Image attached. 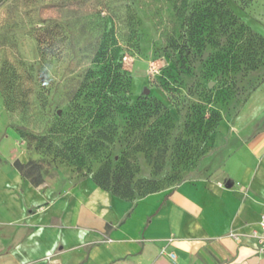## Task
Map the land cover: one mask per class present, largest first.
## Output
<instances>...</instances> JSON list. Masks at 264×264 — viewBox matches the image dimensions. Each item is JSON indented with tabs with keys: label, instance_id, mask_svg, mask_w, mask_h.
I'll return each instance as SVG.
<instances>
[{
	"label": "rangeland",
	"instance_id": "obj_1",
	"mask_svg": "<svg viewBox=\"0 0 264 264\" xmlns=\"http://www.w3.org/2000/svg\"><path fill=\"white\" fill-rule=\"evenodd\" d=\"M220 1L0 0V162L130 199L218 177L264 124V0Z\"/></svg>",
	"mask_w": 264,
	"mask_h": 264
},
{
	"label": "crops",
	"instance_id": "obj_2",
	"mask_svg": "<svg viewBox=\"0 0 264 264\" xmlns=\"http://www.w3.org/2000/svg\"><path fill=\"white\" fill-rule=\"evenodd\" d=\"M253 122L218 177L131 199L91 176L34 185L0 162V264H264V124Z\"/></svg>",
	"mask_w": 264,
	"mask_h": 264
},
{
	"label": "trees",
	"instance_id": "obj_3",
	"mask_svg": "<svg viewBox=\"0 0 264 264\" xmlns=\"http://www.w3.org/2000/svg\"><path fill=\"white\" fill-rule=\"evenodd\" d=\"M217 4H219L220 6H222V7H225V4L222 2V1H220V0H218V3ZM230 13V16L232 15L233 16V14L231 13V11L229 10V8L227 9L226 8V13ZM177 13H179V15H181L180 14V9H177ZM184 31H185V29H184ZM187 42V40H185L184 41V43H186ZM121 74H123L124 76H126V78H127V75H125V74H127L125 71H121L120 72ZM86 80V79H85ZM133 110V112L134 111H136L135 109H132ZM131 110V111H132ZM130 112V111H129ZM131 115V114H130ZM15 166L17 167V168H19V170H20V165H18V162H16L15 163ZM93 178V180H94V182L97 184V185H99L100 187L102 186L103 188H105V189H107V190H109L111 193H113V194H118V190H117V188H113V187H111V185H110V175L107 173L105 176H103V175H101V176H99V175H95L94 177H92ZM118 195H120V194H118ZM122 196V195H121ZM122 197H125V198H127L126 196H122Z\"/></svg>",
	"mask_w": 264,
	"mask_h": 264
},
{
	"label": "built area",
	"instance_id": "obj_4",
	"mask_svg": "<svg viewBox=\"0 0 264 264\" xmlns=\"http://www.w3.org/2000/svg\"><path fill=\"white\" fill-rule=\"evenodd\" d=\"M263 210H264V208H263ZM259 225H260V230L256 234L257 244H256L255 248L259 254L264 255V211L261 214V217L259 220ZM54 264H58V263H54Z\"/></svg>",
	"mask_w": 264,
	"mask_h": 264
},
{
	"label": "water",
	"instance_id": "obj_5",
	"mask_svg": "<svg viewBox=\"0 0 264 264\" xmlns=\"http://www.w3.org/2000/svg\"><path fill=\"white\" fill-rule=\"evenodd\" d=\"M149 92V89L147 87L143 88V93L147 94Z\"/></svg>",
	"mask_w": 264,
	"mask_h": 264
}]
</instances>
